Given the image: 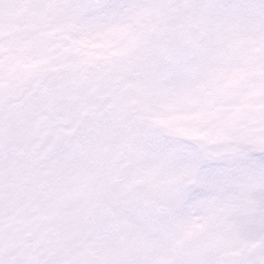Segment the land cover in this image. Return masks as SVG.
Listing matches in <instances>:
<instances>
[{
  "label": "rangeland",
  "instance_id": "374dc122",
  "mask_svg": "<svg viewBox=\"0 0 264 264\" xmlns=\"http://www.w3.org/2000/svg\"><path fill=\"white\" fill-rule=\"evenodd\" d=\"M195 2L204 45L186 64L169 65L159 59L154 29L158 19L169 20L172 0H0V87L14 66L39 71L54 63L57 54L63 52L64 59L70 53L77 66L108 61L114 70L124 71L128 85L140 96L145 90L149 114L168 112L162 137L153 139L146 127L132 132L137 165L150 163L151 172L161 173L168 186L166 213L158 220L136 222L134 254L144 256L148 247L165 264H180L178 251L194 248V235L201 237L220 220L237 234L244 231L247 244L264 237L258 228L264 216V154L251 157L256 152L245 148L226 170L215 167L217 162L212 170L208 163L210 171L201 173L183 197L173 191L176 181L190 178L192 183L197 175L201 162L194 158L201 155L200 147L206 158L215 156L217 149L234 153L241 141L264 147V111L252 108L253 99L238 97V105L231 106L235 115L242 112L238 118L229 113L226 90L214 94L219 83L225 87L233 81V93L244 90L248 97L264 101V0ZM241 130L244 138L239 139ZM183 134L185 140L179 139ZM222 174V182L207 180ZM187 257L183 253L182 258Z\"/></svg>",
  "mask_w": 264,
  "mask_h": 264
},
{
  "label": "flooded vegetation",
  "instance_id": "af4514ba",
  "mask_svg": "<svg viewBox=\"0 0 264 264\" xmlns=\"http://www.w3.org/2000/svg\"><path fill=\"white\" fill-rule=\"evenodd\" d=\"M183 2L195 17V0H172L161 26L180 21ZM73 59L58 55L39 71L14 66L0 87V264H165L148 247L134 254L136 222L160 219L167 194L161 173L136 162L132 132L151 114L124 71ZM101 210L113 225L99 237ZM222 221L178 251L180 264H232L236 253L238 264H264V237L232 245Z\"/></svg>",
  "mask_w": 264,
  "mask_h": 264
},
{
  "label": "water",
  "instance_id": "95a60500",
  "mask_svg": "<svg viewBox=\"0 0 264 264\" xmlns=\"http://www.w3.org/2000/svg\"><path fill=\"white\" fill-rule=\"evenodd\" d=\"M183 9V6H180ZM160 46H159V55L161 59L166 63L172 64H184L194 56V52L202 46L203 42V33L196 26L190 15H184L178 24H175L171 27H163L160 30ZM125 168L123 166L118 173V176L125 175ZM137 199V197H135ZM138 200V199H137ZM106 209V208H105ZM107 211V209L105 210ZM104 210H101V221L98 222L99 237L106 236L110 228L113 225V221L110 219V216L107 217V214ZM164 212L162 208L160 210ZM264 249V242L260 246V250ZM264 260V257H262ZM239 255L236 254L233 256L232 264H238Z\"/></svg>",
  "mask_w": 264,
  "mask_h": 264
},
{
  "label": "trees",
  "instance_id": "16d2710c",
  "mask_svg": "<svg viewBox=\"0 0 264 264\" xmlns=\"http://www.w3.org/2000/svg\"><path fill=\"white\" fill-rule=\"evenodd\" d=\"M218 85L219 86H218V88H216L214 94H216V92H219V94H224L225 93V90H226V92L228 93V96H229V99L227 100V102L228 103L230 102L229 105H228L229 106V113H231V111H232L231 115H234L233 117L236 116L238 118H241V116H243L242 112L241 113L239 112V113H237L235 115L234 112H235L236 109H233L232 110V108H231V106L238 105V102H240V99H238V97H241V98L246 97V98H249V99L250 98L253 99V100H251V102H252L251 103L252 108H257V109H261V110L264 111V101L258 102L253 97H248L244 90L241 91V93H239V94L233 93L234 86H235V84L233 83V81H232V84H228L225 87L222 86V83H219ZM236 98H237V100L234 101V99H236ZM178 113H179V111H178ZM233 117L229 118L231 122L233 121ZM262 117L264 118V113H263ZM221 119L224 121L226 118H221ZM263 127H264V122H263ZM164 128H165V123H164ZM202 128H203V131H205V133H207L206 126L203 125ZM202 128L199 130L200 135L202 134ZM237 133L239 135V139L240 138H244L243 130H241V131H239ZM156 134L157 135H154L155 137L160 136L161 135V132H157ZM258 135H260V134H258ZM261 135H264V133H262ZM205 136H206L205 142H207V144L209 146L211 144L210 139H209L208 135H205ZM221 136H222V134H221ZM178 137H179V139H184L183 138L184 137V134L181 135V136H178ZM226 139L227 138L224 137V140L225 141H226ZM186 140H188V139H186ZM193 144L195 145L196 144V141H193ZM253 144H255V143H253ZM245 148L246 149H249V150L254 149V151L256 153H251L250 154L251 157H260L261 155L259 153L264 154V147L252 148L251 145H249V144H244V143L242 144V141L239 142V144L237 143V145H235V148L233 150L234 153L229 152V150H232L230 148H229L228 152L226 150H220L219 152H218V150H216V155L213 156V157H210V158H206L204 149L201 147V151H202L201 155L199 157L195 158V161L197 159H199V161L201 162V164L198 165V167H197V170H198L197 175L195 177H192V178L200 177L202 175L201 173H203V172L206 173V172L210 171L209 168H208V166H207V164L208 163L210 164L211 163V160L221 158V159H225V160H227V161L230 162L234 158H237V156L239 155V153H238L239 151H244ZM237 149H239V150H237ZM251 157H249V158L251 159ZM255 162H259V161H255ZM259 164H262V160L259 162ZM210 165H212V164H210ZM211 169H212V167H211ZM207 174H209V173H207ZM185 181H186V179L178 181V188L181 187V186H183L185 184Z\"/></svg>",
  "mask_w": 264,
  "mask_h": 264
},
{
  "label": "bare ground",
  "instance_id": "6f19581e",
  "mask_svg": "<svg viewBox=\"0 0 264 264\" xmlns=\"http://www.w3.org/2000/svg\"><path fill=\"white\" fill-rule=\"evenodd\" d=\"M90 48V47H89Z\"/></svg>",
  "mask_w": 264,
  "mask_h": 264
}]
</instances>
